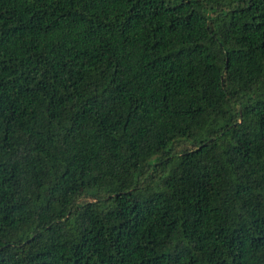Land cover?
<instances>
[{
    "label": "trees",
    "instance_id": "16d2710c",
    "mask_svg": "<svg viewBox=\"0 0 264 264\" xmlns=\"http://www.w3.org/2000/svg\"><path fill=\"white\" fill-rule=\"evenodd\" d=\"M0 264H264V0H0Z\"/></svg>",
    "mask_w": 264,
    "mask_h": 264
}]
</instances>
